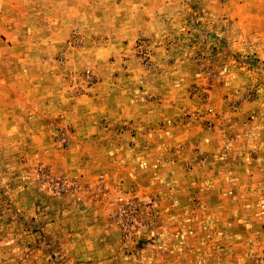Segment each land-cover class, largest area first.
Returning a JSON list of instances; mask_svg holds the SVG:
<instances>
[{"label": "rangeland", "instance_id": "obj_1", "mask_svg": "<svg viewBox=\"0 0 264 264\" xmlns=\"http://www.w3.org/2000/svg\"><path fill=\"white\" fill-rule=\"evenodd\" d=\"M133 1L0 0V264H264V49L249 35L190 12L167 42V63L205 61L179 124L204 146L156 139L141 155L131 125L104 122L114 142L75 139L84 96L129 59L151 65Z\"/></svg>", "mask_w": 264, "mask_h": 264}, {"label": "crops", "instance_id": "obj_2", "mask_svg": "<svg viewBox=\"0 0 264 264\" xmlns=\"http://www.w3.org/2000/svg\"><path fill=\"white\" fill-rule=\"evenodd\" d=\"M245 1L252 6L244 11L231 8L232 10L223 15L217 9L216 0H134L132 10L137 19L130 39L134 41L141 36L151 42V65L144 69L129 59L126 63H129L130 72L126 70L116 76L111 75L101 83L103 86L84 96L87 100L80 98L81 101H86L84 108L80 107L78 111L83 119L81 129L85 133L82 132L75 139H89L93 132L103 136L101 139L108 143L114 142L115 137L111 132L99 128L98 124L104 122L112 126L131 125L134 135L128 141L132 143V149L136 148L135 151L141 155L152 150V143L156 139L162 145L166 141L176 142L180 138L189 144L204 146L208 138L197 139V134L186 133L182 129L186 125L179 124L183 111L197 106L196 98L189 93V87L196 76L204 74V71H199L202 66H198L196 62L204 66L205 61L193 60L190 56L177 57L173 63H167L169 52L165 51V47L179 32L180 19L191 12L198 16L200 25L207 27L209 31H220L224 23H229L238 34L249 35L251 42L256 41L254 47L264 49V0ZM84 8L87 15L98 16L106 11L93 4ZM99 9L101 12H98ZM226 74L239 76L238 69L231 63H226ZM241 77L247 78L244 73ZM237 114L238 118L243 116L240 112ZM77 117L73 116L72 119ZM124 142L127 143V139ZM261 150L264 152V145L260 147Z\"/></svg>", "mask_w": 264, "mask_h": 264}]
</instances>
